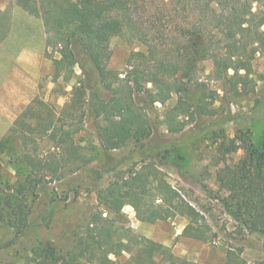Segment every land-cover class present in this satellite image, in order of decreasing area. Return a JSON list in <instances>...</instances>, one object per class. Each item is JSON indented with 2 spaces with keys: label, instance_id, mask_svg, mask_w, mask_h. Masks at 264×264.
Masks as SVG:
<instances>
[{
  "label": "trees",
  "instance_id": "trees-1",
  "mask_svg": "<svg viewBox=\"0 0 264 264\" xmlns=\"http://www.w3.org/2000/svg\"><path fill=\"white\" fill-rule=\"evenodd\" d=\"M171 2L186 8L194 1ZM226 2L230 7L223 11L219 20L222 25L221 34L228 41L224 51L219 43L213 42L212 39L216 36L212 35V30L196 26L197 28L186 32V40L182 38L176 42L175 57L156 60L153 71L149 72H145L148 67L144 66L143 70L140 66H131V71L121 79L118 72L107 67L111 57L110 42L113 38L132 33L139 41L147 43L149 30L140 23L141 13H144L140 0H16L17 6L23 11L42 19L48 35V48L56 40L64 42L61 58L54 59L55 78L62 77L63 71L75 63L79 64L84 73L81 86L73 88L72 98L61 114L77 120V125H82V110L86 105V92L89 91L93 100L92 112L102 120L98 137L104 151L111 154L133 141L142 148L140 154L144 156V160H149L147 167L143 166L136 172L129 171L126 176L123 172L120 179L97 189L98 202L109 212L110 217L104 216V212L100 210L91 212L84 220L85 232H73V243L69 249H50L46 246L31 248L30 252L36 262L116 264L112 257L128 253L130 258L127 264H201L179 257L170 247L137 235L129 228L119 227L116 218L123 217L125 205H131L135 209L138 220L151 224L180 215L188 221L183 232L185 237L208 241L209 227L204 215L167 182L164 174L153 163L155 161L162 165L169 157L164 154L162 156L161 147L145 149L143 142L152 135L153 127L148 115L135 103L134 96L142 95L145 91L141 87L143 75L148 77V82L158 91L154 94L152 103H166L173 93L180 95L178 104L165 116L164 123L168 131L171 134H182L179 140L167 141L165 146L171 147L201 135L210 127L203 117L216 114V110L205 105L203 95L193 92H198L199 86L192 89L188 84L179 82L180 73L182 78H190L200 62L211 59L214 61V76L222 82L226 100L248 92L250 60L264 43V32L258 29L264 26V14H253L248 0ZM195 5L200 7V1ZM219 5L220 2H216L215 6ZM204 6L214 12L213 18L219 19L217 8L209 2ZM6 14L9 15L8 12H0V44L6 39L10 29V17ZM253 19L260 22L254 32L258 39L253 41L259 46L250 49L241 38L244 32L252 33ZM178 29L181 27L178 26ZM240 34L241 37L238 38ZM149 49L148 55L137 52L132 56L144 60L155 58L157 51L153 47ZM231 70L234 74L229 76ZM243 70L248 74H241ZM107 91L112 92L110 99L103 97V93ZM41 103L39 98H35L8 133L0 138V223L14 231L12 243H18L32 230L33 222L30 217L40 192L47 189L53 181H63L68 173L73 174L76 169L70 168L68 171L69 165L78 169L90 161V156L83 153L84 148L75 141L74 134L62 126L59 129L52 118L47 123L37 117L40 122L36 126L29 123L34 118L33 106ZM181 114L188 118L194 115L197 117L194 129L184 132L181 122L176 120ZM80 129L77 128V133ZM31 132L44 134L55 143V147L62 149L61 153L50 156L52 159L46 162L45 158L31 153ZM17 133L21 135L19 145L16 144ZM230 147L225 152L234 153L243 148L245 156L239 163L233 166L224 164L218 171L217 180L221 188L228 192L227 197L220 198L221 202L243 228L251 234L264 237V139L257 145L248 133H243L238 140L231 141ZM17 148L21 149V153ZM4 155L9 157L10 164L17 172L15 184H10L3 175L1 159ZM159 200L160 203L157 204ZM225 264L246 263L231 248L227 252Z\"/></svg>",
  "mask_w": 264,
  "mask_h": 264
},
{
  "label": "rangeland",
  "instance_id": "rangeland-1",
  "mask_svg": "<svg viewBox=\"0 0 264 264\" xmlns=\"http://www.w3.org/2000/svg\"><path fill=\"white\" fill-rule=\"evenodd\" d=\"M192 1H194L192 4L183 8L172 3L171 0H140L144 11L141 13L140 23L149 30L147 43L139 41L132 33L113 38L110 42L111 57L107 67L118 72L121 79L131 71V66L137 65L143 70L145 66L148 67L145 72L153 71L156 60L175 57L176 42L181 41L182 38L186 40L188 37L186 32L199 26L204 27L205 30H212V35L216 36L212 39L213 42L219 43L221 50L224 51L228 41L221 34L222 25L219 20L230 4L226 0ZM197 1H200V7L195 5ZM208 2L217 8L218 20L213 18L214 12L204 6ZM216 2H220L219 7L215 6ZM248 2L253 14H261V16L264 14V0H248ZM0 3L6 7L9 14L19 9L16 0H0ZM35 19L43 23L42 19ZM259 23V20L253 19L252 33L244 32L242 35L241 39L250 49L259 46L253 43L258 39L257 33L254 32ZM178 26L181 29H178ZM258 29L264 32V26ZM204 33L208 36V32ZM240 37L241 34L238 38ZM54 42L57 44L54 43L46 52L47 65L40 81V94L36 97L42 103L33 106L34 118L29 120V123L33 126L38 125L40 121L37 117L47 123L53 119L59 129L62 126L74 134L75 141L84 148L83 153L90 156V161L78 169L69 165L68 171L70 168L76 169L73 174L68 173L63 181H53L47 189L40 192L30 217L33 222L32 230L24 239L12 243L15 237L14 231L0 223V264L8 262L40 264L34 260L30 252L35 246H46L50 249L71 248L73 232H85L84 220L91 212L100 210L104 212V216L110 217L109 212L98 202L97 189L120 179L123 177V172L126 176L129 171L136 172L143 166L149 165V160H144V156L140 154L142 148L133 141L111 154L104 151L98 137L102 120L95 117L92 112L93 100L89 91L86 92V105L82 110V125H77V120H72L68 116L66 118L61 114L72 98L73 88L81 86L84 73L79 64L75 63L63 71L62 77L55 78L54 59L61 58L64 42L60 40ZM150 47L157 51L155 58L144 60L132 56L137 52L148 55ZM258 48L259 50L250 60L251 73L241 71L244 76L248 74V92H242L229 101L225 99L222 82L214 76L213 60L200 62L195 74L190 78H182L181 73L179 74L180 83L188 84L192 89H197L196 86H199L198 92L197 90L193 92L203 95L205 105L216 110V114L203 117L210 127L198 137L188 139L182 144L165 146L167 141L181 139L182 134H171L164 123L166 113L178 104L180 95L173 93L166 103H152L151 100L158 91L148 82V77L143 75L141 87L145 88V91L142 95L134 96L135 103L148 115L153 127L152 135L143 142L145 149L161 147L162 156L164 154L169 157V160L164 161L162 165L156 164L155 161L153 163L164 174L167 182L204 215L210 230L207 234L208 241L185 237L183 232L188 221L183 216L178 215L154 224L141 222L131 205H125L122 210L123 217L116 218L119 227L129 228L137 235L162 243L170 247L175 255L193 262L225 264L227 252L232 248L246 264H264V237L251 234L230 215L220 199L227 197L228 192L221 188L217 180V173L224 164L233 166L245 156L243 148L234 153L225 152L231 148V141L238 140L243 133H248L253 143L257 145L264 139V43ZM233 74L234 71L231 70L229 76ZM103 97L110 99L112 92H104ZM177 117L176 120L185 128L184 132L195 128L197 119L195 115L188 118L181 114ZM78 127L81 128L79 133H77ZM43 135L39 132H31L29 136L33 141L29 148L31 153L40 155V158H45L46 162L52 159L50 156L59 155L62 149L55 147V143ZM15 136L18 138L16 144L19 145L21 135L17 133ZM221 144H224L223 147ZM17 149L21 153V149ZM152 153L158 154L154 151ZM1 161L5 179L10 184H15L17 172L10 164L9 157L4 155ZM159 203L160 200L157 201V204ZM112 258L116 264H127L130 256L124 253Z\"/></svg>",
  "mask_w": 264,
  "mask_h": 264
},
{
  "label": "crops",
  "instance_id": "crops-1",
  "mask_svg": "<svg viewBox=\"0 0 264 264\" xmlns=\"http://www.w3.org/2000/svg\"><path fill=\"white\" fill-rule=\"evenodd\" d=\"M0 12H8L1 3ZM7 16L10 29L0 44V138L40 94L48 49L44 23L20 8Z\"/></svg>",
  "mask_w": 264,
  "mask_h": 264
}]
</instances>
